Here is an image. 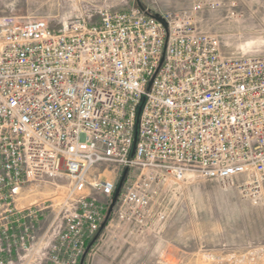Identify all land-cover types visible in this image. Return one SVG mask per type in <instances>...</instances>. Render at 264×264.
Segmentation results:
<instances>
[{
  "label": "built area",
  "instance_id": "2783aa9c",
  "mask_svg": "<svg viewBox=\"0 0 264 264\" xmlns=\"http://www.w3.org/2000/svg\"><path fill=\"white\" fill-rule=\"evenodd\" d=\"M74 8L0 19V264H78L149 228L154 185L186 175L264 205V54L223 53L186 12ZM60 173L65 194L29 201Z\"/></svg>",
  "mask_w": 264,
  "mask_h": 264
},
{
  "label": "rangeland",
  "instance_id": "374dc122",
  "mask_svg": "<svg viewBox=\"0 0 264 264\" xmlns=\"http://www.w3.org/2000/svg\"><path fill=\"white\" fill-rule=\"evenodd\" d=\"M81 1L120 10L141 9V4L153 16L165 11L186 12L196 27L218 36L223 53L264 54V0H0V19L38 17L57 22L75 14L78 9L74 7ZM195 3L202 7L193 10ZM99 170L102 179L121 181V173L112 166L102 165ZM53 180L54 184L41 183L29 201L65 194L67 177L60 173ZM154 191L152 208L162 215L152 216L149 228L142 232L130 231L125 225L129 230L122 233L125 240L132 236L149 239V250L141 253L136 264H264V205L260 201L242 197L237 188H222L214 181L190 175L178 183L160 182ZM91 192L105 201L98 191ZM111 203L112 199L105 211L108 218H113ZM47 220H43L44 226ZM97 250L98 246H93L78 264Z\"/></svg>",
  "mask_w": 264,
  "mask_h": 264
},
{
  "label": "crops",
  "instance_id": "0c3cea01",
  "mask_svg": "<svg viewBox=\"0 0 264 264\" xmlns=\"http://www.w3.org/2000/svg\"><path fill=\"white\" fill-rule=\"evenodd\" d=\"M140 7L141 4H140ZM145 10L144 7H142ZM126 226L121 229L111 231L112 233L99 243L96 254L91 257L84 258L83 264H136L141 253L149 250V239L140 237H125L123 238V231H127ZM114 236V237H113ZM128 242L124 245L125 241ZM121 240V241H120Z\"/></svg>",
  "mask_w": 264,
  "mask_h": 264
},
{
  "label": "water",
  "instance_id": "95a60500",
  "mask_svg": "<svg viewBox=\"0 0 264 264\" xmlns=\"http://www.w3.org/2000/svg\"><path fill=\"white\" fill-rule=\"evenodd\" d=\"M138 4H139V2H138ZM139 7H140V4H139ZM141 9H142V7H141ZM120 184H121V182H119L116 191H114V195H113V198H112V203L110 204V210H111V208H112V204H114V202H115V200H116V198H117V195H118V192H119Z\"/></svg>",
  "mask_w": 264,
  "mask_h": 264
}]
</instances>
